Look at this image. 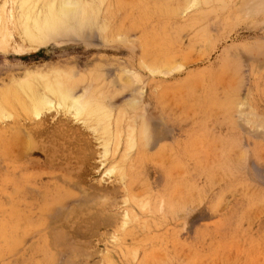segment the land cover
Masks as SVG:
<instances>
[{
    "label": "rangeland",
    "instance_id": "rangeland-1",
    "mask_svg": "<svg viewBox=\"0 0 264 264\" xmlns=\"http://www.w3.org/2000/svg\"><path fill=\"white\" fill-rule=\"evenodd\" d=\"M98 1L36 46L0 0V264H264V0ZM38 76L107 109L108 154L23 108Z\"/></svg>",
    "mask_w": 264,
    "mask_h": 264
},
{
    "label": "bare ground",
    "instance_id": "bare-ground-1",
    "mask_svg": "<svg viewBox=\"0 0 264 264\" xmlns=\"http://www.w3.org/2000/svg\"><path fill=\"white\" fill-rule=\"evenodd\" d=\"M32 1H39L40 2V0H25V2H23V6H21L18 9V17L20 20L28 21L29 25L31 24V26H30L31 29H29V32L28 31L27 32H28V34L31 35V38L33 40L32 42L36 46L43 44L45 42L54 40V39L58 40L60 37H62V38L63 37H69V36L71 37V34H75L77 36L78 35L83 36L86 29H88L89 27L90 28L93 27L90 25L92 24L91 22H92L93 17H94L93 14L95 13L94 12L95 11L94 4L97 0H54L53 2L50 3V5L47 4L48 6L40 5L37 2L31 3ZM101 1H103V0H101ZM100 2H99V5L101 4ZM37 5L40 7L39 9H37ZM97 10H96V12L99 13V11H97ZM99 10H100V7H99ZM153 69H154V66H153ZM168 70H170V69H168ZM132 80H133V78H132ZM57 82H58V80H57ZM60 86H62V82H59V84H56L53 80L48 79V77H46V76H40V77L38 76V77L31 78V80H29L28 82H22L19 85V88H17L16 92L25 93L24 96H25L26 102L23 104V106H24L23 108H25V110H27V111H31L36 116H40L41 114H43L44 111L48 112L49 110L52 111V110L56 109L59 112L63 111L65 113H68L71 116H73V118H75L79 121H82L85 125H87L92 130V132L98 133L101 136V138L103 140V147L102 148H104L103 153L105 152V154H108V152L110 151V147L113 144V141H116L117 137L118 138L122 137L120 132L117 135L113 131L114 130L113 124H115V119H113L111 116L110 117L107 116V114H108V112H106L107 109L104 111L102 109L101 105H99L97 103V100L94 99L95 102H93L88 91L84 92V94L81 96L78 95L80 97H77V95L73 94V91L71 89H63ZM1 109L2 108L0 106V117H4V116L6 117V115L1 112L3 109L2 110ZM246 111H247V109H246ZM5 117H4V119H6ZM9 118H10V116H9ZM254 120H256V119H254ZM37 121H38V119H37ZM262 123H260V124H262ZM37 124H38V122H37ZM145 125H146V123H145ZM148 129H149V127H148ZM133 130H135V129H133ZM133 132H135V131H133ZM131 134H132V132H131ZM132 137L133 136H131L130 138L128 137L129 138L128 139L129 140L128 150L133 149V147L135 146L134 145L135 138H132ZM120 138H119V140H120ZM26 144H28V143H26ZM102 156H104V155L102 154ZM111 171H112V169H111ZM121 171L122 170H120L119 172H121Z\"/></svg>",
    "mask_w": 264,
    "mask_h": 264
},
{
    "label": "crops",
    "instance_id": "crops-1",
    "mask_svg": "<svg viewBox=\"0 0 264 264\" xmlns=\"http://www.w3.org/2000/svg\"><path fill=\"white\" fill-rule=\"evenodd\" d=\"M177 132V131H176ZM260 176L262 177V179L264 178V173H261Z\"/></svg>",
    "mask_w": 264,
    "mask_h": 264
}]
</instances>
